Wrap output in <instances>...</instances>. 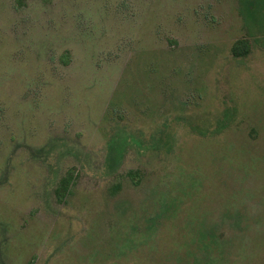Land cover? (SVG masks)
<instances>
[{
  "label": "rangeland",
  "instance_id": "374dc122",
  "mask_svg": "<svg viewBox=\"0 0 264 264\" xmlns=\"http://www.w3.org/2000/svg\"><path fill=\"white\" fill-rule=\"evenodd\" d=\"M0 264H264V0H0Z\"/></svg>",
  "mask_w": 264,
  "mask_h": 264
},
{
  "label": "trees",
  "instance_id": "16d2710c",
  "mask_svg": "<svg viewBox=\"0 0 264 264\" xmlns=\"http://www.w3.org/2000/svg\"><path fill=\"white\" fill-rule=\"evenodd\" d=\"M248 50H249V43L242 40L236 43L233 47V52L237 56L247 54ZM72 178H73L72 175H68L62 179L61 186L57 190V193L58 195H60L61 198L67 194Z\"/></svg>",
  "mask_w": 264,
  "mask_h": 264
}]
</instances>
